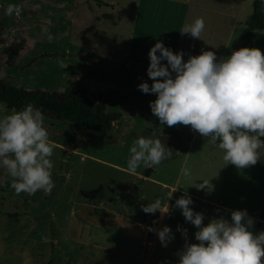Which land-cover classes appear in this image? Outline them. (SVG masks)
Here are the masks:
<instances>
[{
  "label": "rangeland",
  "instance_id": "obj_1",
  "mask_svg": "<svg viewBox=\"0 0 264 264\" xmlns=\"http://www.w3.org/2000/svg\"><path fill=\"white\" fill-rule=\"evenodd\" d=\"M103 1L118 3L119 9L126 7L122 0ZM169 1H151L150 12L153 8L157 12L155 24L149 28L153 32L145 38V47L140 45L145 52L139 53L143 59L139 63L150 64L148 53L158 40L174 53L182 51L185 61L202 51H213L222 60L240 49L252 0H190L202 9L185 14L182 20L173 18L172 23L166 20L167 12L173 6L178 15L181 0ZM9 4L21 7L20 16L5 13ZM99 7L97 0H0L1 80L25 88H84L94 100L107 99L108 112L120 114L108 131L90 137L77 134L83 144L77 148L68 144L64 134L80 132L78 126L43 115L44 127L51 132L49 141L54 144L50 159L55 187L50 195L43 191L17 195L7 170L0 168V264H176L177 253L185 244L179 229H187L188 242L198 243L196 227L175 206L176 199L185 193L192 198L190 207L203 214L205 225L212 218L231 221L232 210H246L248 216H255L264 208V148L258 150L260 159L255 165L238 169L226 164L218 143H210L190 126L161 124L149 104L156 94H145L138 88L142 82L149 86L153 83L148 76L143 81L137 76L135 72L142 68L117 61L119 65H113L111 71V62L105 56L108 42L113 39L128 46L132 40L136 42V37L124 35V29L114 35L107 26L94 24L96 14L111 12ZM214 10L219 12L215 14ZM197 17L205 22L201 38L181 35L180 29ZM165 21L170 27L164 25ZM95 26L105 30L98 39V49H107L98 60L89 53L88 38ZM162 31L171 33L162 36ZM79 34L87 36L79 38ZM254 34L255 48L264 53V29ZM12 45H20L22 50L9 63L6 53ZM100 60L104 75L99 70V82H90L93 64ZM13 111L0 103V118ZM176 133L184 145L177 149L170 144V159L148 168L141 163L135 174L127 171L135 139ZM182 168L190 174L185 176ZM203 182L207 183L205 188L196 187ZM157 199L164 208L169 204L167 213L142 210V205ZM155 218L157 224L149 232ZM165 225L173 235L167 246L157 234Z\"/></svg>",
  "mask_w": 264,
  "mask_h": 264
},
{
  "label": "clouds",
  "instance_id": "obj_2",
  "mask_svg": "<svg viewBox=\"0 0 264 264\" xmlns=\"http://www.w3.org/2000/svg\"><path fill=\"white\" fill-rule=\"evenodd\" d=\"M21 11L13 4L5 9L9 16H20ZM204 28L203 18L197 17L180 33L201 38ZM148 56L147 74L153 83L149 86L145 81L138 88L145 94H156L149 104L159 122L169 127L190 126L210 143L219 142L226 164L238 169L255 165L260 159L258 150L264 148V53L259 48L242 47L218 62L213 51H202L185 61L182 51L174 53L158 40ZM53 149L43 114L33 104L0 118V168L7 170L17 195L37 191L51 194L55 187L50 159ZM130 153L127 171L131 174L141 163L145 168L155 167L172 157L171 149L155 135L135 139ZM181 171L185 176L190 174L187 168ZM206 186L203 182L196 187ZM176 190L168 194L167 200ZM192 203L186 193L175 201L185 220L196 227L198 241L188 242L187 229L178 226L185 244L177 253L176 264H264V231L256 234L251 230L254 221L246 210H232L231 221L212 218L205 225L203 214L194 211ZM141 207L149 214L169 211V204L162 207L160 199ZM157 234L163 246L173 238L167 225Z\"/></svg>",
  "mask_w": 264,
  "mask_h": 264
},
{
  "label": "trees",
  "instance_id": "obj_3",
  "mask_svg": "<svg viewBox=\"0 0 264 264\" xmlns=\"http://www.w3.org/2000/svg\"><path fill=\"white\" fill-rule=\"evenodd\" d=\"M97 2L100 3V0ZM261 29H264V0H252L251 13L242 29L240 48L255 47L254 32ZM20 50H22L20 45L10 46L6 53V61L10 63ZM0 103L8 111L21 110L31 103L41 110L44 116L68 123L70 126H78L80 132L69 131L64 134L68 144L73 148L83 145L77 140V134H86L90 137L95 133L108 131L112 124L120 118L118 112L107 111V99L94 100L88 95L86 89L72 86L61 90L25 88L10 85L0 79ZM48 133L51 132L48 131ZM261 139L264 140V137ZM249 217L254 221L251 230L258 234L264 220V208L255 216Z\"/></svg>",
  "mask_w": 264,
  "mask_h": 264
},
{
  "label": "crops",
  "instance_id": "obj_4",
  "mask_svg": "<svg viewBox=\"0 0 264 264\" xmlns=\"http://www.w3.org/2000/svg\"><path fill=\"white\" fill-rule=\"evenodd\" d=\"M122 1H123L122 5L126 6V7L120 8L123 10L124 15H121L122 11L119 9L118 3L114 4L113 1L109 3L107 1L100 0V3L98 2V6L100 7L103 6L105 8H108L111 12H102L99 15L96 14L93 17V21H94V24L101 25L104 27L107 26V28L112 29L113 32H115L114 35L122 34L123 32L122 29H124V33H123L124 35H130V36L136 37V42H133L134 40H132V43L131 44L129 43L128 46L122 42L118 44L113 39H111L108 42V44L110 45L109 52L105 56L111 62V64H109L111 71L114 69L113 65L115 66L119 65V64H116L117 61L125 62L127 63L126 65L130 67L132 66L141 67L142 71H140L139 73L137 72L135 73L137 74V76L141 77L143 81L148 76L147 68L149 64L139 63V61L143 60V59H140L139 53L145 52L144 50H141V49H145L144 48L145 43H146L145 38L150 36L149 32H153L149 28L151 24H155V15L157 12L155 8L151 10L152 12H150L149 10L152 0H122ZM215 1L217 2L218 0H215ZM169 3H172V2L169 1ZM179 3L180 4H178V7H179L178 15H177V11L175 7L173 6L167 12L168 15H166L167 17L166 20L169 21L170 23H172L173 18L182 20V17H184L185 14L190 15L194 10H200V8L202 9L203 7L202 5H197L193 2H190V0H181V2ZM168 8L169 7H167V9ZM183 11H184V15H183ZM218 12H219L218 10H214L215 14ZM164 25L166 27H170V24L166 21ZM91 31L92 32L90 33V36L88 38V39H91V42H90L91 50L89 51V53L92 54V58H94L95 60H98V58L101 55H103V53L101 52H103L104 50H107L105 47L104 48L101 47L98 49L99 42H100V40L98 39L102 37L105 30H103L102 27L95 26ZM170 31H167V32L162 31L161 35L166 36L172 32ZM86 36L87 35H84V34L78 35L79 38H85ZM140 45L144 47H141ZM100 46L102 45L100 44ZM221 58L222 56L217 58V61L219 62ZM89 63L91 64V61H89ZM102 63H103L102 60H100L98 64L92 63L94 68L90 72L89 76L92 75L91 77L93 78L92 80H90V82L91 81L95 83L99 82L101 73L103 74V70H102L103 64ZM99 70L101 71V73ZM114 76H117V75H114ZM155 219L157 222L158 219L157 218Z\"/></svg>",
  "mask_w": 264,
  "mask_h": 264
},
{
  "label": "water",
  "instance_id": "obj_5",
  "mask_svg": "<svg viewBox=\"0 0 264 264\" xmlns=\"http://www.w3.org/2000/svg\"><path fill=\"white\" fill-rule=\"evenodd\" d=\"M158 138L161 139L162 143L166 148L169 147L170 144H174L177 149H180L184 145V141L181 139V137L176 134H168L165 136H158ZM135 190V188H134ZM133 191L128 192V194H131Z\"/></svg>",
  "mask_w": 264,
  "mask_h": 264
},
{
  "label": "built area",
  "instance_id": "obj_6",
  "mask_svg": "<svg viewBox=\"0 0 264 264\" xmlns=\"http://www.w3.org/2000/svg\"><path fill=\"white\" fill-rule=\"evenodd\" d=\"M156 223H157V222H156V219H154V220L152 221L153 228H152V229H148L149 232H152V231L154 230V228H155V226H156ZM147 243H148V245L151 244L150 241H148Z\"/></svg>",
  "mask_w": 264,
  "mask_h": 264
},
{
  "label": "bare ground",
  "instance_id": "obj_7",
  "mask_svg": "<svg viewBox=\"0 0 264 264\" xmlns=\"http://www.w3.org/2000/svg\"><path fill=\"white\" fill-rule=\"evenodd\" d=\"M156 231V230H155ZM157 232V231H156ZM156 232H154V233H156Z\"/></svg>",
  "mask_w": 264,
  "mask_h": 264
}]
</instances>
